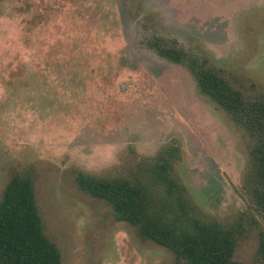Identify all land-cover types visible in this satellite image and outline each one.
<instances>
[{
	"label": "rangeland",
	"instance_id": "374dc122",
	"mask_svg": "<svg viewBox=\"0 0 264 264\" xmlns=\"http://www.w3.org/2000/svg\"><path fill=\"white\" fill-rule=\"evenodd\" d=\"M155 36L264 91V0H0V201L14 173L33 175L61 264H179L79 172L129 176L172 151L201 213L252 210L249 136L147 47ZM256 246L243 238L238 258L251 264Z\"/></svg>",
	"mask_w": 264,
	"mask_h": 264
},
{
	"label": "trees",
	"instance_id": "16d2710c",
	"mask_svg": "<svg viewBox=\"0 0 264 264\" xmlns=\"http://www.w3.org/2000/svg\"><path fill=\"white\" fill-rule=\"evenodd\" d=\"M146 45L188 68L200 93L249 136L244 188L252 210H242L228 222L201 213L175 174L177 155L172 151H164L129 176L79 172V188L106 201L116 218L135 227L142 239L170 249L179 264H245L238 258V249L243 238L253 233H257V246L251 264H264V91L241 83L237 76L164 37L155 36ZM0 264H61L58 246L44 231L30 172L14 173L0 201Z\"/></svg>",
	"mask_w": 264,
	"mask_h": 264
}]
</instances>
